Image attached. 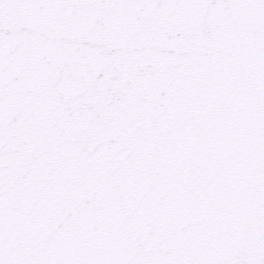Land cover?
Returning <instances> with one entry per match:
<instances>
[{"label": "snow or ice", "instance_id": "6c2138e0", "mask_svg": "<svg viewBox=\"0 0 264 264\" xmlns=\"http://www.w3.org/2000/svg\"><path fill=\"white\" fill-rule=\"evenodd\" d=\"M0 264H264V0H0Z\"/></svg>", "mask_w": 264, "mask_h": 264}]
</instances>
